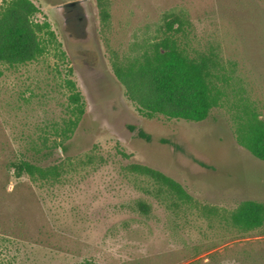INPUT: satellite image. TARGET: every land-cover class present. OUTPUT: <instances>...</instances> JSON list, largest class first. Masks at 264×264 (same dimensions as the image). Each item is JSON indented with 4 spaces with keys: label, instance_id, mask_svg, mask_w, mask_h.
Returning <instances> with one entry per match:
<instances>
[{
    "label": "rangeland",
    "instance_id": "obj_1",
    "mask_svg": "<svg viewBox=\"0 0 264 264\" xmlns=\"http://www.w3.org/2000/svg\"><path fill=\"white\" fill-rule=\"evenodd\" d=\"M31 1L45 53L0 65V264H264V226L231 223L243 201L264 204V162L239 141L249 118L264 122V0ZM74 1L89 4V46L63 26L58 8ZM166 36L210 62L219 101L202 122L144 117L115 74ZM70 81L85 113L64 140ZM23 159L60 174L19 178ZM140 167L191 200L159 195Z\"/></svg>",
    "mask_w": 264,
    "mask_h": 264
},
{
    "label": "trees",
    "instance_id": "obj_2",
    "mask_svg": "<svg viewBox=\"0 0 264 264\" xmlns=\"http://www.w3.org/2000/svg\"><path fill=\"white\" fill-rule=\"evenodd\" d=\"M39 12L40 9L31 0H3L0 7V65L27 64L45 53L41 34L49 25H41L33 20ZM101 13L105 18L109 17L106 6ZM176 23L182 21L175 19L167 23L169 31ZM115 74L127 98L148 119L161 116L202 122L218 106V94L212 87L213 75L209 60L191 58L170 36L161 38V41L149 46L126 65L116 66ZM69 85L73 91L69 109L78 118L65 122L66 126L62 129H55L64 140L71 136L85 113L81 95L75 91L73 82L70 81ZM140 136L150 141L146 134L140 133ZM239 141L255 158L264 162V122L257 117L249 118L239 128ZM12 167L19 178L29 176L33 180L48 179L60 174L57 164L43 165L35 160L23 159L12 164ZM138 169L154 181L159 195L163 191L175 196L178 202L191 200L184 187L165 174L149 168ZM231 223L234 229L247 235L261 229L264 226V204L243 201L232 213Z\"/></svg>",
    "mask_w": 264,
    "mask_h": 264
},
{
    "label": "flooded vegetation",
    "instance_id": "obj_3",
    "mask_svg": "<svg viewBox=\"0 0 264 264\" xmlns=\"http://www.w3.org/2000/svg\"><path fill=\"white\" fill-rule=\"evenodd\" d=\"M75 7L58 8L63 18V26L67 32V36L75 44H83L89 46L92 42H96L95 34L91 29V13L87 1H78ZM69 3V2H68ZM65 5V4H64ZM75 22L76 24H72ZM88 64V63H87ZM92 73H95L92 71ZM103 75H98L97 79L101 82Z\"/></svg>",
    "mask_w": 264,
    "mask_h": 264
},
{
    "label": "water",
    "instance_id": "obj_4",
    "mask_svg": "<svg viewBox=\"0 0 264 264\" xmlns=\"http://www.w3.org/2000/svg\"><path fill=\"white\" fill-rule=\"evenodd\" d=\"M79 2L78 1H74V2H69L66 3L65 5H63V8H71V7H75Z\"/></svg>",
    "mask_w": 264,
    "mask_h": 264
}]
</instances>
